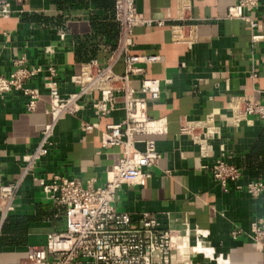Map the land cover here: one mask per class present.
Returning a JSON list of instances; mask_svg holds the SVG:
<instances>
[{"label":"crops","instance_id":"0c3cea01","mask_svg":"<svg viewBox=\"0 0 264 264\" xmlns=\"http://www.w3.org/2000/svg\"><path fill=\"white\" fill-rule=\"evenodd\" d=\"M6 1L12 12L0 17V72H12L18 56L42 68L27 83L41 93L35 110L27 109L28 98L20 91L0 96V182L13 183L23 174V157L37 146L50 120L48 67L56 68L63 95L77 91L73 79L84 64L108 63L119 23L115 0ZM236 1L135 0L146 17L166 22L164 27L137 26L131 48L133 54L160 57L140 64L144 72L133 75L131 83L138 89L144 78L160 80L159 99L143 95L160 130L136 138L154 139L161 157L149 167L145 186L125 183L117 189L114 205L135 218L143 212L155 214L163 227L175 231L172 264H264L259 244L246 236L231 237L234 227L248 230L254 220L264 218V193L254 198L237 188L264 179V122L254 117L235 122L229 108L236 96L264 101V40L252 41L253 34L264 33V7L249 13L259 22L253 29L247 21L229 16ZM170 25H190L193 42H175ZM115 70L125 71L122 60ZM99 96L84 95L79 112L58 122L49 153L23 178L0 234V264L26 261L29 247L44 246L49 233L67 228L66 206L47 198L40 178L58 175L104 186L108 172L123 157L122 146H102L107 125L124 117L122 94L106 116L95 112ZM196 120L220 128L207 157L181 133L183 124ZM85 122L95 125L92 131L83 130ZM137 147L143 150L144 144ZM219 158L242 171L227 187L205 168ZM198 245L209 255L196 249Z\"/></svg>","mask_w":264,"mask_h":264},{"label":"built area","instance_id":"2783aa9c","mask_svg":"<svg viewBox=\"0 0 264 264\" xmlns=\"http://www.w3.org/2000/svg\"><path fill=\"white\" fill-rule=\"evenodd\" d=\"M264 7V0H237L230 7L229 16L241 18L256 29L259 22L250 12ZM10 3L0 0V17L11 15ZM115 18L119 23V36L108 63L100 65L96 61L84 64L73 81L79 89L68 95L59 90L57 70L48 67L46 86L49 89L51 105L48 110L50 120L44 125L37 146L23 157L24 168L21 178L13 183L0 182V234L23 178L34 171L36 164L49 153L52 137L58 122L67 115L77 114L81 108V98L99 92L93 106L98 116H106L115 109L118 93L122 94L124 117L121 122L109 124L102 132V146L105 148L122 146L123 157L108 172L104 186H94L90 181L84 185L79 179L53 176L40 178V184L47 198L66 206L67 228L64 232H51L44 246H31L26 261L12 264H172L175 247V231L162 226L158 216L143 212L135 218L130 212L120 211L114 205L117 189L125 183L145 186L151 176L149 167L161 157L154 139H137V135L158 132V121L152 120L148 113V102L160 97V80L144 78L136 89L131 81L133 75L144 72L142 63L160 59L156 55H137L131 51L134 45V30L137 26L164 27L166 22L146 17L136 6L135 0H115ZM175 42L192 43L194 31L190 25H170ZM264 40V33L252 35V41ZM125 64V71L115 70L118 61ZM14 70L9 74L0 72V96L20 91L27 98V109L35 110L41 93L37 88L27 85L38 74L40 66H29L24 56L14 59ZM256 76V74H253ZM142 94V95H139ZM235 122L249 117L264 122V101L236 96L229 103ZM94 124L85 122L83 130L90 132ZM181 133L190 136L198 145L201 156L207 157L213 151L214 140L220 133L219 126L210 125L206 120L186 122ZM144 144V149L137 147ZM213 177L227 187L242 175L237 165L219 158L212 166L205 165ZM245 189L252 197L264 193V179L250 180ZM248 237L264 249V218L254 220L248 230L236 226L231 237Z\"/></svg>","mask_w":264,"mask_h":264},{"label":"bare ground","instance_id":"6f19581e","mask_svg":"<svg viewBox=\"0 0 264 264\" xmlns=\"http://www.w3.org/2000/svg\"><path fill=\"white\" fill-rule=\"evenodd\" d=\"M196 249H200L201 251H203V252H206L207 253V256L209 255V251H208V249L207 248H205L203 245L200 247L199 245L198 246H196ZM220 262V261H219Z\"/></svg>","mask_w":264,"mask_h":264}]
</instances>
